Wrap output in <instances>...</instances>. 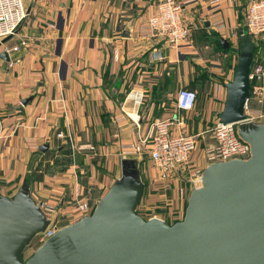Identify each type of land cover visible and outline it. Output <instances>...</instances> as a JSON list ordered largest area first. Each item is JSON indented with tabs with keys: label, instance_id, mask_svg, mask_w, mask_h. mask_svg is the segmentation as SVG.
Returning a JSON list of instances; mask_svg holds the SVG:
<instances>
[{
	"label": "crops",
	"instance_id": "obj_1",
	"mask_svg": "<svg viewBox=\"0 0 264 264\" xmlns=\"http://www.w3.org/2000/svg\"><path fill=\"white\" fill-rule=\"evenodd\" d=\"M23 2L29 11L27 18L15 35L1 41L7 50L0 46L3 195L13 197L24 181L33 195L43 180L52 177V186L41 195L54 201L65 186L76 189L72 173L76 169L78 175L81 170L85 174L81 190L89 200L102 198L121 176L122 160L134 158L129 153L122 156L120 140L146 134L155 118L175 116L181 87L192 88L198 95L194 110L183 113L184 132L204 137L212 132L223 110L234 64L230 63L224 77H214L216 71L203 66L206 57L201 53L211 50L214 56L220 49L229 51V47H221V38L232 43L238 36L242 17L238 8L242 2L246 6L248 0H183L182 16L192 33L179 48L149 36L145 28L162 0ZM22 42L25 46L12 50ZM4 50L9 61L1 58ZM157 50L162 54L160 60L154 58ZM211 63L214 69H222V63ZM136 92L143 94L139 106L142 126L136 128L127 118L120 128L116 127L114 115L124 114L123 109L133 112L131 98ZM38 118L42 119L36 123ZM127 120L128 126H123ZM57 131L71 132L72 143H64L56 136ZM82 144L98 146L102 157L75 149ZM103 156L107 160L111 156L108 171L115 170L117 163L121 165L120 175L113 176L107 170L102 173L104 180L97 175L105 165ZM197 156H201L200 151ZM198 162L202 165V159ZM180 182L172 181L179 189L174 195L180 196ZM70 204L68 195L63 210L69 211Z\"/></svg>",
	"mask_w": 264,
	"mask_h": 264
},
{
	"label": "water",
	"instance_id": "obj_2",
	"mask_svg": "<svg viewBox=\"0 0 264 264\" xmlns=\"http://www.w3.org/2000/svg\"><path fill=\"white\" fill-rule=\"evenodd\" d=\"M238 34L240 56L219 117L238 123L251 145L248 159L210 163L184 217L170 223L138 213L145 183L137 161L124 158L121 176L92 214L62 227L28 258L26 248L49 219L24 181L13 197L0 193V264H264V123L245 121L254 43L245 26ZM1 58L10 60L6 50Z\"/></svg>",
	"mask_w": 264,
	"mask_h": 264
},
{
	"label": "built area",
	"instance_id": "obj_3",
	"mask_svg": "<svg viewBox=\"0 0 264 264\" xmlns=\"http://www.w3.org/2000/svg\"><path fill=\"white\" fill-rule=\"evenodd\" d=\"M183 4V0H162L156 12L147 20L145 28L149 36L177 48L187 41L191 36V28L182 16ZM28 14L29 11L23 0H0V42L15 35ZM240 20L241 26L247 28L253 42L261 41L264 38V0H248L247 5L243 7ZM22 45H25V42H22ZM19 49V46L12 48L14 51ZM154 58L162 59L160 50L154 53ZM260 59L262 60L254 59L250 69V90L245 106V121L256 124L264 123V57ZM197 98L196 90L181 87L176 100L178 113L175 116L155 118L149 123L146 134L139 136L138 140L123 141L120 144L122 156L128 153L136 155L147 153L152 169L158 181L162 183L160 189L166 190L171 181L184 178L188 183L190 194L192 190L202 186V175L209 163L235 158L248 159L251 156V145L240 136L238 123H225L218 117L211 128L213 136L218 141L217 152L208 156L210 162L206 166L202 167L199 164L198 160H203L204 156H197L199 152L197 136L184 132L183 118L184 112L194 110ZM132 100L134 102L132 113L135 116L123 109L124 114L115 115L114 121L121 125L129 118L137 128H140L142 117L139 113V106L143 100L142 92L133 94ZM39 119L42 118L36 119V123ZM0 129L1 133V126ZM65 134L64 131L56 132L59 138H64ZM81 196V191L76 187L70 198L69 211L63 210L59 202L36 199L49 219L46 229L37 234L41 244L62 228L64 220H69L71 216H74V220H78L91 215L101 199L98 198L95 202H91L89 198ZM63 199L65 200L66 197L64 196L61 200ZM138 213L140 214L139 210Z\"/></svg>",
	"mask_w": 264,
	"mask_h": 264
},
{
	"label": "rangeland",
	"instance_id": "obj_4",
	"mask_svg": "<svg viewBox=\"0 0 264 264\" xmlns=\"http://www.w3.org/2000/svg\"><path fill=\"white\" fill-rule=\"evenodd\" d=\"M239 3L240 2H238V5H239ZM245 4H246L245 2H242L240 4V6H239L240 8H238L239 15L242 14L243 7L245 6ZM191 33H192V31H191ZM263 40H264V38L261 41H256L255 45H257L258 48L255 49V52L257 54L255 53V55L253 56V60H254V58L259 59V57L264 56V55H262V54H264V41ZM17 46L21 47V46H25V45H17ZM1 47L5 48V49L7 48V47H4L3 45ZM226 49H228V48H226ZM233 50H234V52H233ZM210 51L211 50H206L205 52H202L201 54L203 57H206L204 59V65L203 66H205V68H207L213 72L216 71V73H214V75H216V76H214V77L220 76V78H221V77H224L225 73L228 74L229 70L227 69V67L230 65V63L232 65L234 64L233 70L235 71V68H236V65L238 62V58L240 56L239 34H238V36H235V38H233V40H232V43H230L229 51L224 50V52H223V49H220V51H218V54L214 55V56L210 54ZM257 55L259 57H257ZM213 60H214V62L222 63V69H219V70L214 69V66L211 63V61H213ZM225 69H227L228 71L226 72ZM211 86H212V84H211ZM131 100H132V98H131ZM132 107H134V106H132ZM183 118H184V116H183ZM185 119L186 118H184V121H185ZM1 121H2V118L0 116V126L2 127ZM130 122H132V121H130ZM113 124L116 127H119V128L121 127L117 123H113ZM128 124H129V121H128V123H126L123 126H126V125L128 126ZM65 135L66 136L64 138H61L64 141V143H67V142L72 143L73 134L71 132H67ZM133 140H138V137L131 139L129 141H124V142H131ZM196 141L198 143V150L200 151V154L202 156H204V159L202 160L201 166L207 165L210 162L208 160V156L211 155L212 153L217 152L216 150L218 147V141L213 136V132L205 135V137L204 136H197ZM122 142L123 141L120 140V144ZM102 145H106V144L103 143ZM75 147H76L75 149H77L78 151L84 150L87 153H91V155H93L94 157H102V155H101L102 153H100L98 146H96V145L92 146L91 144H86V145L82 144V145H77ZM119 148H120V152H121V146H119ZM132 155H134L133 156L134 158H132V159L137 161V165L140 169V174H141L142 180L145 183V189H144L143 197H142V200L140 202V206H138V210L140 211V214L146 218L154 217V216L159 217V218H163V220H166L170 223H173L177 220L182 219L184 217L186 206H187V201H188L187 198H189L187 195L188 183L186 182V180L184 178L178 179V180L183 181V183L180 182L181 186H182V191H180V196L174 195V193L177 192L179 189L176 190V188L178 186H176V185L174 186L172 181L170 182V186L168 189H166V190L160 189V186L162 185V183L160 181H158L157 177L154 176L153 170H152V164L149 160L147 153L142 154V155H136V157H135V153H133ZM111 161H112L111 156L108 157V160H107L106 156H103L102 162L103 163L105 162V165L100 167V169H98V170L96 169L98 172L97 175H100L102 180L105 179L104 175L102 174V173H105V170H107L106 173H111L113 176L121 174V171L119 170L121 165L119 163H117V165H115V170L112 171V169H111V171H108V167H110V166H108V162H111ZM110 165H112V163H110ZM61 166H63V164H61L60 167ZM60 167H57L58 171L61 169ZM58 171H56V172H58ZM72 173H73V178H75L76 187H78L79 190L81 191V195H82L81 197L88 198L87 194H84L81 190L82 179L85 175L84 172L81 170V172L78 175V173L75 169V172L73 171ZM57 175H59V173ZM105 175H107V174H105ZM1 176H4V174L2 173L0 175V182H3L4 178H2ZM71 176H72V174H71ZM52 182H54V179L52 177H49L46 180H43V182L40 185V187L38 188V190H36V192H34V194L32 195V197L35 196V197H33L35 201H36V199L38 201H42V200L49 201V199H47L46 196L44 197L43 195H41V193H43L44 190L46 191L47 188H50L52 186ZM71 187L72 186H70V187L65 186L64 192L61 195L57 196V199L54 200V202H59L60 207H62L64 205V199L63 200H61V199L64 198V196L66 197L68 195L71 198L72 193L75 191V190H72ZM0 192L1 193L6 192V189L2 190L0 188ZM181 192L183 195H181ZM98 198H101V197H98ZM170 202H171V205H170ZM182 203H184V204L182 205ZM182 206H183V209H182ZM78 220L77 219L74 220V216H71L69 218V220H66L65 222L63 221V223H68L70 221H72V223H73V222H76ZM63 223H62V227H64ZM40 243L41 242L39 240V236H36L35 239L32 241V243L26 248L25 258H28L39 246H41V245H39Z\"/></svg>",
	"mask_w": 264,
	"mask_h": 264
},
{
	"label": "trees",
	"instance_id": "obj_5",
	"mask_svg": "<svg viewBox=\"0 0 264 264\" xmlns=\"http://www.w3.org/2000/svg\"><path fill=\"white\" fill-rule=\"evenodd\" d=\"M239 43H240V42H239ZM253 43H254V49H253L254 51H253V52H254V55H255V49L258 48V46L255 45V41H254ZM221 44H222L221 47H224V48H225L224 44H223V43H221Z\"/></svg>",
	"mask_w": 264,
	"mask_h": 264
},
{
	"label": "bare ground",
	"instance_id": "obj_6",
	"mask_svg": "<svg viewBox=\"0 0 264 264\" xmlns=\"http://www.w3.org/2000/svg\"><path fill=\"white\" fill-rule=\"evenodd\" d=\"M133 116H135V114L133 113Z\"/></svg>",
	"mask_w": 264,
	"mask_h": 264
}]
</instances>
